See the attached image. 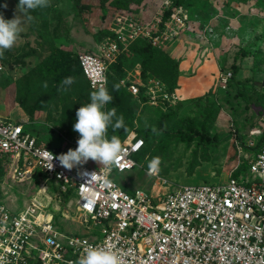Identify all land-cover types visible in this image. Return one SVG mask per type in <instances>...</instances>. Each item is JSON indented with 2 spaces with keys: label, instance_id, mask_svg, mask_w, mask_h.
I'll use <instances>...</instances> for the list:
<instances>
[{
  "label": "rangeland",
  "instance_id": "1",
  "mask_svg": "<svg viewBox=\"0 0 264 264\" xmlns=\"http://www.w3.org/2000/svg\"><path fill=\"white\" fill-rule=\"evenodd\" d=\"M175 1L110 0L103 9L100 0H50L48 7L31 11L33 19L27 20L17 11L19 0H0V13L5 19L20 15L23 20V31L14 46L0 57V116L26 119L27 132L66 153L77 147L74 142L79 133L73 130L76 110L90 102L94 91L78 67L81 53L102 57L109 65L110 80H120V84L165 82L171 61H176L179 83L175 92L179 97L171 102V108L160 98L152 104L126 91L105 110L115 107L117 115L122 114L124 121L131 122L140 133L147 127L156 128L158 118L173 110L175 115L166 128L176 132L206 121L215 139L185 142L178 135L159 134L148 142L145 153L149 158L141 153L136 156L142 167L120 173L112 166L110 178L128 192L143 188L167 193L181 185L226 183L235 166L244 161L237 145L264 135V0H187L183 7L188 13V27L158 45L161 53L150 63L147 77L142 78V57L134 46L137 40L148 38L145 34L158 30L164 11ZM129 22L144 38L131 37ZM206 24L214 29L210 40L203 34ZM102 29L117 34L121 45L117 50L110 49L114 38H104ZM120 53L121 75L117 70ZM237 55L241 59L238 70L233 66ZM49 57L43 69L38 67ZM228 71L233 77L224 88L220 78ZM68 76L75 82L67 91H58ZM256 130L261 133L253 136ZM154 157L161 161L156 176L147 172ZM85 164L99 165L91 159ZM33 180L14 179L9 164L0 162V205L20 212L39 200L56 215L63 211L56 219L61 229L103 237L100 225L80 223L75 197L66 202L57 197V181L46 180L44 173ZM42 182L49 185L46 194L39 193Z\"/></svg>",
  "mask_w": 264,
  "mask_h": 264
},
{
  "label": "built area",
  "instance_id": "2",
  "mask_svg": "<svg viewBox=\"0 0 264 264\" xmlns=\"http://www.w3.org/2000/svg\"><path fill=\"white\" fill-rule=\"evenodd\" d=\"M187 20L183 6L174 8L156 35H145L158 47L185 30ZM128 25L133 39L141 37L133 22ZM204 30L210 40L213 27L206 24ZM110 43L114 51L120 46L118 38ZM79 62L92 90L93 85L108 86L109 65L102 57L84 52ZM232 76L231 71L221 75L222 87ZM121 83L137 97L143 91L152 104L158 98L171 103L179 97L160 80ZM25 123L0 116V156L6 158L13 178L34 179L44 173L46 180L57 181L59 193L73 192L80 223L100 225L103 237L61 229L56 214L39 200L20 212L0 205V264H75L83 249L94 245L114 248L123 264H264V143L256 152L255 139L237 145L247 169L240 161L226 183L181 185L167 193L143 188L128 192L110 178L112 166L83 164L68 170L54 158L53 168L48 169L52 154L58 157L63 152L39 142L25 130ZM260 133L256 130L252 135ZM122 146L115 169L124 173L142 167L136 156L145 147L144 138L133 130ZM147 172L157 175L148 168ZM48 189L42 182L39 193L46 194Z\"/></svg>",
  "mask_w": 264,
  "mask_h": 264
},
{
  "label": "clouds",
  "instance_id": "3",
  "mask_svg": "<svg viewBox=\"0 0 264 264\" xmlns=\"http://www.w3.org/2000/svg\"><path fill=\"white\" fill-rule=\"evenodd\" d=\"M49 3L50 0H19L17 11L22 13L27 20H32L33 17L29 13L37 8L48 7ZM3 6L6 8L7 4ZM22 24L23 20L20 15L5 19L3 13H0V57H3L5 50L14 46L19 34L23 31ZM74 82V77H66L61 81L58 91H67ZM47 86L45 82L44 87L47 88ZM93 87L95 90L90 93V102L82 104L76 110L77 119L73 130L79 133L77 147L69 148L66 153H61L58 157L52 154L49 158L48 169L53 168L54 158L58 159L60 164L68 170L81 166L90 159L106 168L119 163V158L123 153L122 142L117 135L113 134L109 138L107 133L110 125L114 131L121 128L126 130L124 117L122 114L117 115L115 107L105 110L106 105L113 99L106 84H101L99 87L93 85ZM113 87L115 90L119 89V85ZM160 163L158 157L152 158L148 164L149 172H156ZM75 264H123V260L121 254L114 248L94 245L85 247Z\"/></svg>",
  "mask_w": 264,
  "mask_h": 264
},
{
  "label": "trees",
  "instance_id": "4",
  "mask_svg": "<svg viewBox=\"0 0 264 264\" xmlns=\"http://www.w3.org/2000/svg\"><path fill=\"white\" fill-rule=\"evenodd\" d=\"M109 1L110 0H100L101 7L103 9L106 8V4ZM111 1L114 2V0H111ZM129 1H131V0H129ZM186 1L187 0H176L174 3L172 2L173 4L164 11L163 19L161 20V22L159 24V27L160 28L163 27L164 23L171 16L174 8H178V7L184 6ZM123 4L124 5H128L127 3H123ZM124 7H126V6H124ZM101 34H102V36L104 38H117V34L114 31H112V30L102 29ZM156 34H157V32L154 33V35H156ZM134 48L137 49V51L140 53V55L142 57V60H141V66H142L141 76H142V78H146L150 63L156 57L157 54L161 53V50L158 47L154 46L147 39H139V40H137V43L134 46ZM122 59H123V53H120L118 55V64H117V70L120 73V75L124 72L123 66H122V64H123ZM49 60H50V57L47 60L42 61L38 65V67L43 69L46 66V64H47V61H49ZM240 63H241V59L237 55L235 57V61H234L233 66L238 70ZM78 67L81 70V72L83 73V75L85 76V78L87 80V83H88V86L91 89V87L89 85V82H88V79H87L86 75L84 74V71H83V69L81 67L79 59H78ZM108 68H109V66H108ZM107 74H108V72H107ZM178 78H179V63L176 62V61H171V72L168 74V76H167V78L165 79V82H164L167 85V88H168V90L170 92H173V91H175L176 88H178V83H179V79ZM114 85H119V89L115 90L114 87H113ZM107 89H108L109 94L112 92V97H113L112 100L113 101H117L121 97L122 93H124L126 91H129L127 89V87L122 86V84H120V80H116L115 82L111 81L110 77H109V74H108V86H107ZM129 93H131V92L129 91ZM137 99L139 101H143V102L147 101V98L143 96V91H142V94L137 97ZM20 103H21L22 107L24 108V110L29 114V116L32 117V112L27 108V106L23 102H20ZM164 104L166 106H167V104H169L168 107L169 106H170V108L172 107L170 102L166 101V102H164ZM174 115H175V112L173 110H169L168 113H165L162 116H160L158 118V121H157L158 125L155 128V131H153V128L147 127V128L142 130V133H140L139 131H137L134 128V126H133V124L131 122L124 121V125L126 127V130H125V128H121V129H118V130L114 131L113 127L110 125L109 128H108V133L107 134H108L109 138H111V136L113 134L117 135L120 138L121 142H122L125 139V137L131 131L135 130L145 140V147H144L143 151L141 152V154L146 156V157H148V158H149V156L146 155V153H145L146 148L148 146V142L151 140L152 137H156L159 134H163L164 137H169V136H172V135H178L180 137V139L182 141H185V142H190V141H193V140H199L200 142H211L212 140L215 139V138L210 136V134H209V126H208V123L206 121L201 122L199 126L191 125V126H188L187 128H181V129L177 130L176 132L171 131L170 129H168L166 127H167L168 120L170 118H172ZM39 142H41L40 139H39ZM263 143H264V135H261V136H259V138L256 139V144L254 146L253 152L258 151ZM46 145H48V144H46ZM48 146L52 147L51 145H48ZM57 150L61 151L60 149H57ZM244 161L241 163V167L243 169L245 167L244 170H246L247 169V163H246V161L244 163ZM0 162L1 163L2 162L6 163V158L0 156ZM129 172H131V171H129ZM41 175L42 174L40 173V174H37L36 176L39 177ZM237 175H239L238 172L235 173V176H237ZM35 181L36 180H33V182H35ZM57 197H59L61 201L63 200L64 202H66L70 198L73 199L74 198V194H73L72 191L60 192L57 195ZM62 212H61V214H62ZM61 214H57L56 215L55 219H57V221H58V218H60L59 215H61Z\"/></svg>",
  "mask_w": 264,
  "mask_h": 264
},
{
  "label": "crops",
  "instance_id": "5",
  "mask_svg": "<svg viewBox=\"0 0 264 264\" xmlns=\"http://www.w3.org/2000/svg\"><path fill=\"white\" fill-rule=\"evenodd\" d=\"M17 121H26V119L22 118V119H16Z\"/></svg>",
  "mask_w": 264,
  "mask_h": 264
},
{
  "label": "bare ground",
  "instance_id": "6",
  "mask_svg": "<svg viewBox=\"0 0 264 264\" xmlns=\"http://www.w3.org/2000/svg\"><path fill=\"white\" fill-rule=\"evenodd\" d=\"M43 194V193H42Z\"/></svg>",
  "mask_w": 264,
  "mask_h": 264
}]
</instances>
